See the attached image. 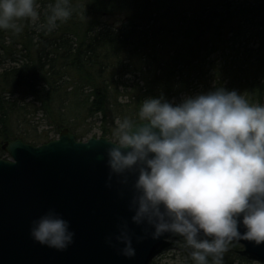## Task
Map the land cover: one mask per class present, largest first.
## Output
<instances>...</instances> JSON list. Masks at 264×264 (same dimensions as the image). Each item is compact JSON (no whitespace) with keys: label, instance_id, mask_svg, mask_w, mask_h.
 Wrapping results in <instances>:
<instances>
[{"label":"trees","instance_id":"1","mask_svg":"<svg viewBox=\"0 0 264 264\" xmlns=\"http://www.w3.org/2000/svg\"><path fill=\"white\" fill-rule=\"evenodd\" d=\"M37 3L43 23L55 0ZM71 6V19L50 33L28 20L18 22L20 33L0 30V159L9 141L53 140L31 126L37 111L53 132L67 128L79 138L80 117L137 119L150 97L179 103L223 87L264 105V0H71ZM101 131L111 132L104 125ZM232 246L223 264L248 260Z\"/></svg>","mask_w":264,"mask_h":264},{"label":"clouds","instance_id":"2","mask_svg":"<svg viewBox=\"0 0 264 264\" xmlns=\"http://www.w3.org/2000/svg\"><path fill=\"white\" fill-rule=\"evenodd\" d=\"M39 9L37 0H0V30L20 33L18 22L28 20L50 33L73 15L71 0L50 4L43 23ZM113 136L108 179L129 187L132 222L147 225L151 239L181 237L193 264H223L234 241L264 244V105L223 87L179 103L150 97ZM118 229L121 255L134 257L127 223ZM30 234L58 251L74 237L54 209L32 222Z\"/></svg>","mask_w":264,"mask_h":264},{"label":"water","instance_id":"3","mask_svg":"<svg viewBox=\"0 0 264 264\" xmlns=\"http://www.w3.org/2000/svg\"><path fill=\"white\" fill-rule=\"evenodd\" d=\"M108 142L105 137L76 141L63 129L45 144L16 139L2 145L9 159H0V264H149L171 234L153 240L147 225L132 222L129 187L108 179ZM49 209L74 232L63 251L31 237L32 222ZM123 223L135 248L131 258L121 255L124 245L115 239ZM236 242L264 262V244Z\"/></svg>","mask_w":264,"mask_h":264},{"label":"rangeland","instance_id":"4","mask_svg":"<svg viewBox=\"0 0 264 264\" xmlns=\"http://www.w3.org/2000/svg\"><path fill=\"white\" fill-rule=\"evenodd\" d=\"M124 96L120 98L121 101L124 100ZM31 117V126H35L38 128L39 131H45L49 132L51 137L53 139H56L59 135V133L63 129L57 132H53L52 126L49 123V121L43 116V114L40 111L35 112L33 115L30 114ZM101 117L98 115L91 116L87 119H82V117L79 118L78 123L80 124V128H77L78 133H84L85 135L79 138H75L76 141H85L90 137L98 138V137H105L109 141H113L114 136L113 133L116 129L117 123L122 120L121 117H114V119H105L104 121H101ZM104 125V128L111 131L110 133L103 135L101 134V129ZM69 130V129H67ZM71 134L72 131L69 130ZM4 151V150H3ZM5 152V151H4ZM5 159L8 158V155L5 154ZM232 245H236V247L242 248L241 244L238 242H233ZM230 246L229 249H233V246ZM185 243L181 237L178 236H170L165 240V245H163L159 251L154 255L152 260L149 264H191L187 261L186 258V252H185ZM248 256L247 261H238L237 264H264V262H261L260 260L254 258L250 254H246Z\"/></svg>","mask_w":264,"mask_h":264}]
</instances>
